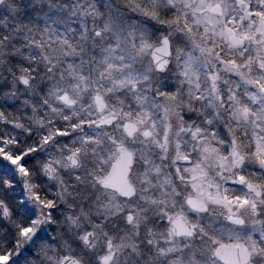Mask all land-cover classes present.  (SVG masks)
<instances>
[{"label": "clouds", "instance_id": "clouds-1", "mask_svg": "<svg viewBox=\"0 0 264 264\" xmlns=\"http://www.w3.org/2000/svg\"><path fill=\"white\" fill-rule=\"evenodd\" d=\"M135 2L144 7L133 9L129 0H0V141L12 150L36 149L27 177L13 168L12 177L0 176V235L14 243L21 227L34 229L13 264L17 257L19 264H206L214 254L211 229L229 215L210 193L237 174L264 172L254 159L233 167L230 154L233 137L246 144L251 129L231 117L234 104L249 101L226 61L243 63L252 45L230 49L217 39L214 52H202L151 15L154 0ZM158 4L159 20L184 11L169 0ZM89 6L91 13L79 12ZM230 7L239 16L241 0ZM46 26L55 28L51 40ZM169 34L170 53L155 51L154 58ZM251 74L264 71L253 65ZM100 125L112 133L107 155L91 135ZM205 146L214 149L207 159ZM122 150L123 190L105 182ZM197 164L204 175L194 178ZM5 179L15 183L6 186ZM26 180L43 205L21 195ZM235 214L242 222L234 227L258 231L264 242V208L244 205ZM249 264H264V250Z\"/></svg>", "mask_w": 264, "mask_h": 264}, {"label": "snow or ice", "instance_id": "snow-or-ice-1", "mask_svg": "<svg viewBox=\"0 0 264 264\" xmlns=\"http://www.w3.org/2000/svg\"><path fill=\"white\" fill-rule=\"evenodd\" d=\"M181 4L184 11L175 16H170L166 20H159V4L158 0H154L151 15L154 16L158 22L168 27L175 26V32H182L192 41L193 45L200 48L202 52L212 53L215 51L217 45L215 41L221 40L230 49H242L247 41L252 45V55H248L247 59L243 63H238L236 60H228L226 63L231 66L233 70L237 71V74L242 78V82L246 85V93L248 95V104L236 103L233 105L231 117L235 120L237 126L241 124L250 127L251 132L245 130V136L249 139L246 144H241L235 136L232 140L231 157L232 166L240 167L243 165L246 159H254L261 169H264V76H253L251 74V68L253 65L258 66L260 70L264 71V0H257V4L254 7L250 0H241V11L243 15L240 16L239 25H237L236 15L233 14V8L230 7V0H169V6L175 7L177 4ZM129 6L133 9L137 7L143 8V5H137L135 0H129ZM77 8V5H73ZM94 10L92 6H89L87 10L83 7L79 9L80 13L85 15L91 13ZM189 13L191 15V21L189 20ZM142 14H149L147 9H144ZM245 16L247 19H245ZM193 25L196 26L194 31ZM203 29L200 31L199 29ZM47 38L51 40L55 33V28H47ZM144 37V34H140ZM171 34L164 35L161 38L160 43L162 48H157L155 51H164L170 53L171 50ZM199 37V39H197ZM213 41L209 46L208 41ZM37 41L33 38V43ZM150 40L147 37L143 38V44L150 46ZM245 51H248L247 49ZM219 57L220 53L215 52ZM243 55V53H242ZM191 57H188V62H191ZM3 62V61H0ZM224 63V61H221ZM159 67V66H158ZM248 69V74H244V69ZM24 83L28 81L21 77ZM235 99V94L233 95ZM97 102L101 101V97H96ZM253 105L254 107H250ZM103 106V105H101ZM196 131H199L197 129ZM58 134L65 135L57 129ZM195 135V132L193 133ZM18 142V141H17ZM6 141H0V159H3L7 164L11 165L16 172L23 174L25 177L29 175L27 165L33 161L32 152L36 149H15L12 150L11 146H5ZM203 152L207 154L205 159L212 156L214 149L210 146H205ZM187 160L188 157H183ZM218 162L223 165L221 158L217 157ZM194 178L202 177L204 175L203 168L197 164L192 169ZM0 176H7L3 171H0ZM254 177V178H253ZM235 179L245 185L248 189V193L242 196H235L231 199L227 196H222L220 193L209 195V199L218 205H223L229 209L228 219H235L236 222L241 223V218L237 217L235 213L231 211V204L235 203L237 209L244 205H250L252 209H256L257 205H264V172L251 173L250 175L237 174ZM13 180H4V184L13 185ZM13 190H15L13 188ZM21 195L29 193L31 198H34L40 204L45 202L40 199L38 191L33 189V185L27 180L21 186ZM23 203V202H22ZM52 201H47L48 205H51ZM190 203L194 207L202 206V202L199 200H192ZM33 223L39 224V220H34ZM176 225L183 228V224L179 219L175 221ZM34 229L28 226L21 227L19 229L18 238L13 243L10 239H7L3 235H0V261L4 264H13L12 256L18 254L24 245V239L26 233L30 234ZM15 264H19V258L15 261Z\"/></svg>", "mask_w": 264, "mask_h": 264}, {"label": "rangeland", "instance_id": "rangeland-1", "mask_svg": "<svg viewBox=\"0 0 264 264\" xmlns=\"http://www.w3.org/2000/svg\"><path fill=\"white\" fill-rule=\"evenodd\" d=\"M243 15V13H239V16L236 15V19H240V16ZM127 63V61H126ZM135 75V74H134ZM115 103V101H114ZM98 105H103L104 101L101 98L100 102H97ZM133 122L135 121H129ZM91 135L94 137H97L100 139L101 143L97 145L98 151H103L105 155L108 154L109 149L105 147V144H111L112 141L107 140L108 135H112L111 132L108 130H98V131H92ZM116 139V137H113V141ZM112 163V162H111ZM0 171L8 172V177H12L14 173L12 172V166L7 164L3 159H0ZM179 171V169H177ZM253 172V170H249L248 175H250ZM223 175V173H222ZM215 193H220L222 196H227L230 199L235 196H242L247 194L248 192L244 189V185L241 186L237 184V180L235 177H233L231 180L224 183L223 187L217 186L214 190ZM211 195V193H210ZM218 205V204H217ZM221 208L225 210V214L229 212L228 208H225L223 205H218ZM231 211L233 213L237 210V205L235 203L231 204ZM258 210L261 208H264V205H257ZM229 215H226L228 217ZM237 217H240L237 215ZM261 231H264V224L259 226ZM250 232V235H249ZM214 235H215V242L216 246L225 245V246H245L247 247L251 252V261H255L258 258L259 251L264 250V242L261 241L260 232L258 231H250V229H238L232 225L227 224V222L220 223L214 225ZM255 241V244L250 243L249 241ZM256 247L257 253L253 254L252 249ZM218 264V263H217Z\"/></svg>", "mask_w": 264, "mask_h": 264}, {"label": "water", "instance_id": "water-1", "mask_svg": "<svg viewBox=\"0 0 264 264\" xmlns=\"http://www.w3.org/2000/svg\"><path fill=\"white\" fill-rule=\"evenodd\" d=\"M103 127L100 125L97 128ZM129 135H132L134 131V126L132 124L126 125ZM127 153L123 150L120 152V155L111 165V173L109 176L105 177V182L110 183L113 187L120 188L123 190V173L127 170ZM237 184H241L237 181ZM248 191L247 187H245ZM227 222L233 225H238L240 223L236 222L235 219H228ZM217 258L223 264H246L249 262L250 255L245 248H233V247H221L217 251Z\"/></svg>", "mask_w": 264, "mask_h": 264}, {"label": "flooded vegetation", "instance_id": "flooded-vegetation-1", "mask_svg": "<svg viewBox=\"0 0 264 264\" xmlns=\"http://www.w3.org/2000/svg\"><path fill=\"white\" fill-rule=\"evenodd\" d=\"M130 123H132V125L134 126V132H135V130H136V124H134L133 122H130ZM98 130H107L106 128L104 129V128H98V129H95V131H98ZM130 142H132V143H135V141H130ZM120 155V154H119ZM117 158V157H116ZM115 158V159H116ZM114 159V160H115ZM113 160V161H114ZM112 161V162H113ZM112 164V163H111ZM6 174H7V176H8V172H5ZM178 228H180V227H178ZM180 229H182V228H180ZM215 233H214V226L212 227V229H211V239H208L207 240V242H208V244H211L212 245V247H213V249H214V254L210 257V258H208V260H207V262H206V264H221V263H219L218 261H217V259H216V252H217V246H216V242H215V235H214ZM207 239V238H206ZM250 251V250H249ZM250 254H251V252H250Z\"/></svg>", "mask_w": 264, "mask_h": 264}]
</instances>
